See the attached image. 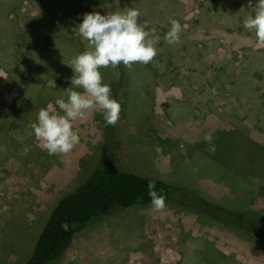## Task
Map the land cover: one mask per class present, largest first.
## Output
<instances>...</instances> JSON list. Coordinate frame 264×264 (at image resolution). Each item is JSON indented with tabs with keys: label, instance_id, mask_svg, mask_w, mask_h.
Instances as JSON below:
<instances>
[{
	"label": "rangeland",
	"instance_id": "374dc122",
	"mask_svg": "<svg viewBox=\"0 0 264 264\" xmlns=\"http://www.w3.org/2000/svg\"><path fill=\"white\" fill-rule=\"evenodd\" d=\"M53 1L74 6L77 22L63 36L75 50H91L77 30L86 13L135 8L140 11L138 23L146 31L156 28L160 36L152 62L131 69L121 64L126 80L117 122L120 167L194 188L223 206L263 212L264 154L257 158L256 152L252 169L248 156L258 150L255 145H264V46L243 27L254 16L251 7L258 0ZM171 20L182 27L180 42L172 45L164 39ZM53 59L61 63L56 55ZM216 74L218 86L213 82ZM71 75H66L69 83ZM102 75L106 84L119 78L117 68H103ZM6 78L0 67V116L17 98V91L6 87ZM222 79L230 81L227 86H219ZM213 106L216 113L210 115ZM49 111L64 114L57 101ZM206 112L210 117L201 118ZM220 117L226 123L222 129ZM37 122L38 115L28 122L6 123L0 135V264H24L58 200L94 168L106 166L102 110H88L73 122L80 142L66 157L49 156L34 135ZM229 131L236 135L222 136L215 144L233 166L236 182H244L246 190L239 193L197 174L195 146L206 135ZM25 147L30 148L27 154ZM218 251L230 257L218 264H264V247L254 237L171 201L164 211L140 205L92 222L76 235L58 264H213Z\"/></svg>",
	"mask_w": 264,
	"mask_h": 264
},
{
	"label": "trees",
	"instance_id": "16d2710c",
	"mask_svg": "<svg viewBox=\"0 0 264 264\" xmlns=\"http://www.w3.org/2000/svg\"><path fill=\"white\" fill-rule=\"evenodd\" d=\"M73 8L74 6L55 4L53 0H0V67L7 74L6 87L17 91V98L10 110L0 116V135L3 134L6 123L17 120L28 122L38 115L41 108L49 110L51 102L60 99L67 101L64 91L72 85L66 75H75L67 65L74 57L86 51L84 47L73 49L72 40L63 36L65 30L69 31L77 22ZM55 55L61 63L54 61ZM117 69L119 78L108 85L112 89V98L119 102L120 91L126 80V69L122 65ZM102 70L103 68L100 69L101 72ZM213 82L218 86V74L214 76ZM228 82L230 81L222 79L219 86H227ZM74 90L83 92V89ZM213 96L216 100H221L217 94ZM212 108L209 112L216 113L215 106ZM105 129L103 155L106 157V166L94 168L72 192L58 200L24 264H58L76 235L92 222L116 210L151 205L148 195L150 181H155L156 191L163 190L161 194L166 196V202L173 201L202 216L235 227L254 237L264 247V211L253 212L245 208L223 206L206 200L194 188H181L156 177L121 168L117 124L110 126L105 121ZM234 135L235 131L219 132L213 136L214 143L217 144L222 136ZM255 146L258 150L255 149L248 156L251 169L256 161V152L257 158L264 154V145ZM207 147L206 141L195 146L197 174L226 188L230 187L237 193L246 190L244 182H236L235 170L224 151L216 146L213 154L206 150ZM241 158V163L246 167L244 156ZM201 159L204 161L200 165ZM257 176L254 175V178ZM216 254L217 262H212L213 264H218L219 259L226 262L230 258L219 251Z\"/></svg>",
	"mask_w": 264,
	"mask_h": 264
},
{
	"label": "clouds",
	"instance_id": "9594fccd",
	"mask_svg": "<svg viewBox=\"0 0 264 264\" xmlns=\"http://www.w3.org/2000/svg\"><path fill=\"white\" fill-rule=\"evenodd\" d=\"M251 7V4L249 5ZM254 13L248 16L243 27L254 32L259 46H264V0H258ZM140 11L126 8L123 11L109 12L101 15L99 12L86 13L83 22L78 25L80 36L89 42L91 50H86L74 57L67 65L75 75L70 78L72 87L64 91L67 101L60 99L57 104L63 115L53 114L47 108H41L38 122L33 125L34 135L41 142L49 156L62 155L66 157L79 144L80 138L74 130L73 122L85 117L88 110L100 109L107 125L115 126L120 119L121 104L112 98L111 86L103 82L101 68L116 69L121 64L131 69L136 63L149 64L158 55L156 45L160 41L156 28L146 31L138 23ZM171 29L164 39L170 45L180 42L182 27L176 20H171ZM83 89V92L74 90ZM207 151L215 153L216 145L212 135H206ZM29 147H25L27 154ZM67 165V159H61ZM148 195L151 207L155 211H164L166 196L156 191L155 181L148 184Z\"/></svg>",
	"mask_w": 264,
	"mask_h": 264
},
{
	"label": "crops",
	"instance_id": "0c3cea01",
	"mask_svg": "<svg viewBox=\"0 0 264 264\" xmlns=\"http://www.w3.org/2000/svg\"><path fill=\"white\" fill-rule=\"evenodd\" d=\"M210 115H212V114H214V113H212V112H210L209 113ZM208 115V112H206V113H202V115H201V118H203V119H205L206 117H208L207 116ZM218 116V115H217ZM195 117V119H197V114H196V116H194ZM210 117V116H209ZM214 117V116H213ZM216 117V116H215ZM216 118H218V117H216ZM220 118H222V117H220ZM206 119H208V118H206ZM217 123V122H216ZM218 123H219V127H220V129H222V128H225L224 126H225V121L223 120V118L222 119H219V121H218ZM182 125V124H181Z\"/></svg>",
	"mask_w": 264,
	"mask_h": 264
}]
</instances>
